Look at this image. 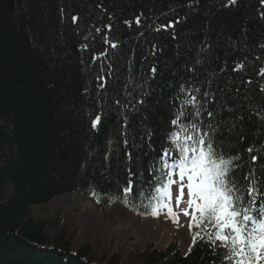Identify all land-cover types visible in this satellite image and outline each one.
<instances>
[{
  "label": "trees",
  "instance_id": "trees-1",
  "mask_svg": "<svg viewBox=\"0 0 264 264\" xmlns=\"http://www.w3.org/2000/svg\"><path fill=\"white\" fill-rule=\"evenodd\" d=\"M262 69L264 0H0V264H127L72 250L29 209L69 194L124 207L109 197L129 169L147 175L185 96L213 113L197 122L240 157L237 176L264 175ZM211 252L149 247L138 260L213 264Z\"/></svg>",
  "mask_w": 264,
  "mask_h": 264
},
{
  "label": "snow or ice",
  "instance_id": "snow-or-ice-1",
  "mask_svg": "<svg viewBox=\"0 0 264 264\" xmlns=\"http://www.w3.org/2000/svg\"><path fill=\"white\" fill-rule=\"evenodd\" d=\"M235 3L236 0H228L229 5ZM76 19L73 17L74 22ZM105 43H109L107 37ZM111 47L117 45L113 43ZM242 67L238 64L233 70ZM185 91L181 85L179 92ZM180 103L184 108L169 120L164 143L147 168V175L137 180L129 169V179L109 200L134 212L137 211L135 201L139 200L144 211L138 214L156 219L165 215L176 224L180 223V215L187 217L191 234L188 251L198 242L204 243L212 250L213 264H264V175L257 178L250 171L237 176L240 157L226 154L219 143L218 130L210 122L206 127L197 122L202 114L211 118L213 113L202 111L196 95L185 96ZM189 108L194 111L189 112ZM100 121L101 116H96L91 121L92 129ZM247 151L252 153L254 149ZM257 160V155H251L253 164ZM92 196L100 202L94 190ZM182 204L186 207L175 212Z\"/></svg>",
  "mask_w": 264,
  "mask_h": 264
},
{
  "label": "rangeland",
  "instance_id": "rangeland-1",
  "mask_svg": "<svg viewBox=\"0 0 264 264\" xmlns=\"http://www.w3.org/2000/svg\"><path fill=\"white\" fill-rule=\"evenodd\" d=\"M184 207L180 205L175 212ZM29 217L42 222L47 231L64 232L70 237L72 250L87 246L98 255L105 251L127 264H141L138 254L149 247L163 251L168 244H175L184 253L191 242L188 218L183 215L175 225L160 220L137 221L116 206L98 211L90 200L75 194L33 206Z\"/></svg>",
  "mask_w": 264,
  "mask_h": 264
},
{
  "label": "bare ground",
  "instance_id": "bare-ground-1",
  "mask_svg": "<svg viewBox=\"0 0 264 264\" xmlns=\"http://www.w3.org/2000/svg\"><path fill=\"white\" fill-rule=\"evenodd\" d=\"M136 22H137V21H136ZM125 23L127 24L128 22H125ZM104 40H105V36H104ZM104 50H105V53H106V52H109L107 47H105ZM130 217H131V216H130ZM131 218H132V217H131ZM135 220H137V219H135ZM137 221H139V220H137Z\"/></svg>",
  "mask_w": 264,
  "mask_h": 264
}]
</instances>
